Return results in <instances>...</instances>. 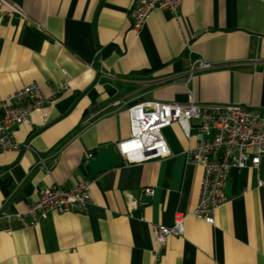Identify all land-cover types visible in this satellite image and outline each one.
<instances>
[{
  "label": "crops",
  "instance_id": "crops-1",
  "mask_svg": "<svg viewBox=\"0 0 264 264\" xmlns=\"http://www.w3.org/2000/svg\"><path fill=\"white\" fill-rule=\"evenodd\" d=\"M2 1L0 99L29 83L45 95L66 78L69 88L13 129L30 149L0 153V264H153V226H171L176 212L184 233L167 239L159 264H264V160L253 168L251 155L229 170L213 225L192 213L202 169L187 163L195 135L177 124L162 130L167 157L120 159L94 177L87 168L97 149L129 136L134 102H185L191 93L264 116V0H183L178 21L154 9L136 34L133 0ZM85 179L83 213L52 210L28 228L1 219L35 202L42 187ZM144 187L153 195L142 197ZM131 198L139 205L129 212Z\"/></svg>",
  "mask_w": 264,
  "mask_h": 264
},
{
  "label": "built area",
  "instance_id": "built-area-1",
  "mask_svg": "<svg viewBox=\"0 0 264 264\" xmlns=\"http://www.w3.org/2000/svg\"><path fill=\"white\" fill-rule=\"evenodd\" d=\"M183 0H133L130 10L131 30L138 33L154 9H165L171 16L179 20V12ZM0 0V16L8 13L2 8ZM20 20L37 28V24L22 11ZM24 18V19H23ZM185 45L190 41L183 35ZM258 62L257 58L252 59ZM198 66L208 68L211 65L198 61ZM69 88L68 78L50 88L45 95L37 83H29L0 99V153H20L29 148L28 143H20L14 138L13 129L28 121L31 113L43 107L48 101ZM190 92V91H189ZM185 102H162L144 100L129 104L126 113L129 120L130 134L120 139L115 149L120 159L126 163H139L147 160L161 159L170 155V149L162 130L173 124L182 129L190 138L195 135L196 141L187 151V163L202 169L199 185V197L192 213L213 225L215 211L226 203L225 194L228 172L231 168H243L252 155V167L258 168L264 160V116L254 108L233 103L196 102L191 93ZM120 102L114 101L117 106ZM259 181V185H263ZM153 188L144 187L140 194L150 197ZM128 202L129 212L136 209L139 203L131 198ZM90 202V181L80 180L69 186L53 185L42 187L38 191V199L27 204L24 210L1 215V219H14L19 227L28 228L38 223L49 211L77 212L86 211ZM184 214L176 212L173 224L153 226V238L156 248L153 251V264H159L161 253L170 236H182Z\"/></svg>",
  "mask_w": 264,
  "mask_h": 264
},
{
  "label": "water",
  "instance_id": "water-1",
  "mask_svg": "<svg viewBox=\"0 0 264 264\" xmlns=\"http://www.w3.org/2000/svg\"><path fill=\"white\" fill-rule=\"evenodd\" d=\"M120 157L113 145H108L97 149L96 154L87 164L90 177L111 166L120 165Z\"/></svg>",
  "mask_w": 264,
  "mask_h": 264
}]
</instances>
